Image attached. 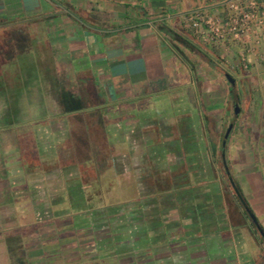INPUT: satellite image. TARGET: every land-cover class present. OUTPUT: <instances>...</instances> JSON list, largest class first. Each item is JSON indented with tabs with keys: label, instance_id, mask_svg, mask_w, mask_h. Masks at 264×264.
Here are the masks:
<instances>
[{
	"label": "crops",
	"instance_id": "crops-1",
	"mask_svg": "<svg viewBox=\"0 0 264 264\" xmlns=\"http://www.w3.org/2000/svg\"><path fill=\"white\" fill-rule=\"evenodd\" d=\"M223 1L0 0V63H10L0 68V230L10 264L8 239L23 264H264V243L220 171L230 130V174L250 205L254 176L264 178L254 160L264 163V44L244 70L239 46L206 44L183 21L221 14ZM33 31L48 36L38 59L27 53ZM32 61L41 85L30 83ZM27 93L58 101L33 114L15 101ZM19 124L35 127L29 141ZM105 159L134 184V200L102 204L101 186L87 190ZM255 216L264 230V213Z\"/></svg>",
	"mask_w": 264,
	"mask_h": 264
},
{
	"label": "built area",
	"instance_id": "built-area-1",
	"mask_svg": "<svg viewBox=\"0 0 264 264\" xmlns=\"http://www.w3.org/2000/svg\"><path fill=\"white\" fill-rule=\"evenodd\" d=\"M219 6L221 14L196 10L184 14L183 21L206 44L239 46L241 67L248 70L251 56L264 44V0H225Z\"/></svg>",
	"mask_w": 264,
	"mask_h": 264
},
{
	"label": "rangeland",
	"instance_id": "rangeland-1",
	"mask_svg": "<svg viewBox=\"0 0 264 264\" xmlns=\"http://www.w3.org/2000/svg\"><path fill=\"white\" fill-rule=\"evenodd\" d=\"M33 34H35V36L33 37V41L31 42V45L28 46V49H27L28 52L27 53L29 54V57H31V59H38L37 56H40L42 54V50L45 49L43 47H47L46 40L48 39V36H46L44 34V31L43 32L38 31L37 33L35 31H33ZM20 44H23V42H21ZM45 52L46 51H44V53ZM32 63H33L34 67L32 66L33 67L32 70L30 69V71H31L30 83L32 86H36L39 84L41 85L42 81H44V78H43V74L41 72V69H38L39 63H37V62L34 63L32 61L31 65H32ZM8 64H10V63H6V64L2 63V64H0V68H6V67H8ZM18 64H20V66H21V64L23 65V61L21 59H18ZM13 65H15V63H11L10 66H13ZM36 83H38V84H36ZM14 96L16 97L15 101L19 105L24 103V102H21L22 101L21 98L25 99L28 102L27 107L29 108V110L33 114H34V112L35 113L39 112V111L42 112L41 110H43V109H40L37 107L38 105H40V107H41L42 102L49 101L50 104L52 105V104L57 103V101H58V95L57 94H44V93H34V94L29 93L28 94L27 93V94H17ZM6 97H7V95H2V97H1L0 102L2 103V108L6 107V106L8 107V103L5 105V103H6L5 100H7ZM37 108H38V110H37ZM42 108H45V106L43 105ZM47 111L49 113H55L59 110L48 109ZM86 111H89V110H86ZM5 112H7V110H5ZM65 120H68V118H66ZM34 128L35 127L21 126V124H19V127L17 128V130L16 129H14V130L16 132H20V133L25 131L24 133H26L25 134L26 139H27V141H29L30 136L32 135L31 134L32 132H30V130H33ZM28 148H29V150L33 151L34 150V144L33 145H32V143L29 144ZM96 154H97V156L100 155L99 152ZM254 160L256 161L258 169L263 173V176H264V163L262 165L259 163L262 161V159L259 157H254ZM88 162H90L92 164V160H89ZM102 163L103 164L97 170L96 179L89 183L87 190L90 192H94L95 190H97L101 186V190L103 192L102 204H104V203L105 204L126 203L130 200H134L136 198L134 184L123 182L121 180V178L119 176H117V174L112 172L110 170V168L106 167V163H107L106 159L103 160ZM253 180L257 181L258 184L259 183H261V184L259 186H256L258 184H255L253 187L251 186L252 187V193L248 194V196H249L248 200H249L250 207H251L253 213L256 212V214H261V213H264V207H260V208L257 207L255 202H257L258 203L257 205H259L262 202V199L264 197V187H263L264 178L258 179L255 175ZM251 181H252V179H251ZM262 183H263V185H262ZM3 218H4V220L6 219V221H4V223L8 224L7 217H3ZM0 233H3V232L0 230ZM3 236H5L4 233L0 234V264H10L8 255L5 252V248L3 246V242H2Z\"/></svg>",
	"mask_w": 264,
	"mask_h": 264
},
{
	"label": "trees",
	"instance_id": "trees-1",
	"mask_svg": "<svg viewBox=\"0 0 264 264\" xmlns=\"http://www.w3.org/2000/svg\"><path fill=\"white\" fill-rule=\"evenodd\" d=\"M12 33L13 32H11V34ZM20 37L21 36H19V34L16 35V40L18 43H20V41H21L22 37L21 38ZM198 50L200 52H202L199 48H198ZM0 64H2V63H0ZM222 144H223V146H222V151H223L222 155L223 156L221 157L222 170L220 169V171L222 172V175L225 178V181L227 183L229 191H231L234 198L241 203V206H242V209H243L245 215H247L250 218H251V215H253L254 218H256V216L254 215L253 211L251 210L250 205L248 204L241 188L239 187V185L237 184L235 179L230 174V170H229V166H228V160H227V156H226V143L224 144V140H223ZM215 177H216V172L212 168V166H210V181H214ZM252 231H253L254 235L256 236V238L259 239L262 243H264V237L259 235V232H258L255 224L253 225ZM15 241H17V239H8V241H7L10 256L16 264H23V258L20 257L21 253H20L19 249L12 247V243Z\"/></svg>",
	"mask_w": 264,
	"mask_h": 264
},
{
	"label": "water",
	"instance_id": "water-1",
	"mask_svg": "<svg viewBox=\"0 0 264 264\" xmlns=\"http://www.w3.org/2000/svg\"><path fill=\"white\" fill-rule=\"evenodd\" d=\"M115 1H123V2H128V1H149V0H115ZM229 81L234 84V80L232 78H228ZM230 130L227 131V133L225 134V138H224V144L226 143L228 136H229ZM251 219L253 220V223L256 225L258 232L260 233V235L262 237H264V230L262 229V227L258 224V221L256 220V218H254L253 215H251Z\"/></svg>",
	"mask_w": 264,
	"mask_h": 264
}]
</instances>
